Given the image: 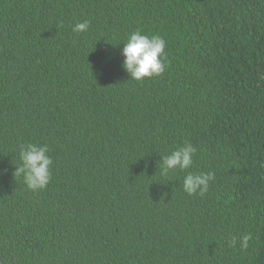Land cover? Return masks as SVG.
Instances as JSON below:
<instances>
[{
  "label": "trees",
  "instance_id": "16d2710c",
  "mask_svg": "<svg viewBox=\"0 0 264 264\" xmlns=\"http://www.w3.org/2000/svg\"><path fill=\"white\" fill-rule=\"evenodd\" d=\"M136 30L161 75L122 67ZM185 142L202 197L160 175ZM28 143L53 161L36 192ZM0 264H264V0H0Z\"/></svg>",
  "mask_w": 264,
  "mask_h": 264
},
{
  "label": "clouds",
  "instance_id": "9594fccd",
  "mask_svg": "<svg viewBox=\"0 0 264 264\" xmlns=\"http://www.w3.org/2000/svg\"><path fill=\"white\" fill-rule=\"evenodd\" d=\"M90 22L84 20L76 22L72 26L74 33L87 32ZM166 41L158 36L149 37L140 30L132 32L127 42L124 43L121 55L124 57L122 67L130 75V79L142 81L144 78H152L161 75L165 71L164 57ZM197 149L191 143L185 142L177 147L170 154L161 156L159 161V171L162 177L167 178L169 173L180 171L186 173L183 177V191L189 196H204L208 190L210 182L215 179L213 172H192L188 171L194 164L193 157ZM47 144L38 145L28 143L19 149L20 163L16 165L13 177L22 178L27 189L33 192L45 189L51 180V165L53 161L48 155ZM250 235L242 236L239 241L232 237L229 246L235 248L237 244L242 250H246L249 245Z\"/></svg>",
  "mask_w": 264,
  "mask_h": 264
}]
</instances>
